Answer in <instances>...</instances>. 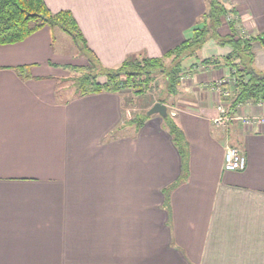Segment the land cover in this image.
I'll return each instance as SVG.
<instances>
[{"label": "crops", "instance_id": "0c3cea01", "mask_svg": "<svg viewBox=\"0 0 264 264\" xmlns=\"http://www.w3.org/2000/svg\"><path fill=\"white\" fill-rule=\"evenodd\" d=\"M45 1L74 13L107 67L164 56L208 9L207 0ZM224 2L245 30L264 31V0ZM219 32L229 34V25ZM67 35L44 26L0 45V264H264V125L214 123L211 84L230 68L184 61L194 94L166 104L190 144V170L171 189L183 166L165 117L122 129L123 93L77 95L74 79L88 57ZM231 51L210 39L200 57ZM254 51L264 71V47ZM239 110L264 114V105L249 100ZM227 145L245 153V169L224 168Z\"/></svg>", "mask_w": 264, "mask_h": 264}, {"label": "trees", "instance_id": "16d2710c", "mask_svg": "<svg viewBox=\"0 0 264 264\" xmlns=\"http://www.w3.org/2000/svg\"><path fill=\"white\" fill-rule=\"evenodd\" d=\"M208 9L193 28L192 35L180 45L162 57H128L117 67L104 66L95 52L89 47L79 23L70 9L52 11L45 0H0V45L24 40L44 26L60 27L70 34L80 50L88 57V64L80 65V75L74 79L77 95H86L102 91L147 95L153 90L157 75L165 76L163 96L157 101L175 105L171 97L179 95L185 75L184 61L197 58V63L205 66H228L236 77L233 86L234 97L231 108L239 102L264 100V71L255 67L256 54L254 44L264 47V31L257 35L245 34L240 26V17L236 8L229 7L223 0H207ZM227 23L231 32L222 35L219 28ZM239 23V26H238ZM214 39L219 45H229L232 51L221 57L201 58L200 51L205 43ZM171 59L169 65L165 60ZM196 63V64H197ZM191 64V67L196 65ZM176 96V97H174ZM152 103L155 100L151 101ZM150 117L148 110L137 113L124 121L122 129L129 125L140 127ZM165 127L182 157L183 174L171 189L189 177L190 144L184 130L177 123L174 115L164 118Z\"/></svg>", "mask_w": 264, "mask_h": 264}, {"label": "built area", "instance_id": "2783aa9c", "mask_svg": "<svg viewBox=\"0 0 264 264\" xmlns=\"http://www.w3.org/2000/svg\"><path fill=\"white\" fill-rule=\"evenodd\" d=\"M235 70L230 69V72ZM220 75L214 79L211 84V89L217 94L218 99V115L214 118L216 126L227 130L232 120H242L244 124L255 126L264 125V114H240V110L246 102H239L236 107L231 108L234 97L233 86L236 82V77L231 75ZM259 105H264V100L259 101ZM238 112V113H237ZM247 166V157L238 146L227 145L224 155V168L226 170L235 171L243 170Z\"/></svg>", "mask_w": 264, "mask_h": 264}, {"label": "rangeland", "instance_id": "374dc122", "mask_svg": "<svg viewBox=\"0 0 264 264\" xmlns=\"http://www.w3.org/2000/svg\"><path fill=\"white\" fill-rule=\"evenodd\" d=\"M224 1V0H223ZM227 24V23H225ZM224 24V25H225ZM228 25V24H227ZM238 26H239V23H238ZM241 26V25H240ZM242 28V32L245 34V32L248 34L250 33L248 30H245L243 26H241ZM231 31V29H230ZM250 35H254L252 33H250ZM67 42L71 44L74 43L72 39V36L70 34L67 35ZM72 53V52H71ZM74 53V52H73ZM71 58L75 59V56L72 57V54H69ZM75 55V53H74ZM199 61V60H197ZM166 64L169 65L170 62H171V59L170 58H167L165 60ZM76 63H81V60H76ZM191 81H189L187 78L185 80L182 81V85L180 87L181 90H183V95H179L177 96L176 98L174 99H171L172 101H174L175 103H178V105H180L179 101L177 99H181L182 98V101H185L186 104L190 101H188V98L190 96H188V92H187V83H190ZM206 80H202V81H198V85H200L201 87H207L206 86ZM165 76L164 74L160 73L157 75V81H156V84L154 85V88L152 91H150L147 95H142V96H138L136 94H132L131 92H128V93H124V96H125V118L128 119L130 117H133L135 116L137 113H143L146 111L147 109V104L149 101H152V100H155L157 101V99L160 97V96H163L164 93V88H165ZM200 86H197L199 88V90L201 89ZM196 87V88H197ZM189 91V90H188ZM188 93V94H187ZM192 94H194V91L191 90V93L189 95L192 96ZM199 96V93H195ZM184 105V103H182ZM169 111L172 113L174 111H176V109L172 108V106H169Z\"/></svg>", "mask_w": 264, "mask_h": 264}, {"label": "water", "instance_id": "95a60500", "mask_svg": "<svg viewBox=\"0 0 264 264\" xmlns=\"http://www.w3.org/2000/svg\"><path fill=\"white\" fill-rule=\"evenodd\" d=\"M155 113H159L162 117H166L169 114L168 105L161 101L155 102L152 107L148 110V114L152 115Z\"/></svg>", "mask_w": 264, "mask_h": 264}]
</instances>
